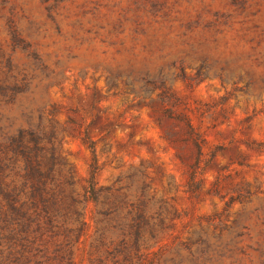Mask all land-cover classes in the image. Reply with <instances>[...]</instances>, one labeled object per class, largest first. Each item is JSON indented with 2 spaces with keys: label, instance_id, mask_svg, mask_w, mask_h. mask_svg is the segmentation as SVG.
Segmentation results:
<instances>
[{
  "label": "rangeland",
  "instance_id": "1",
  "mask_svg": "<svg viewBox=\"0 0 264 264\" xmlns=\"http://www.w3.org/2000/svg\"><path fill=\"white\" fill-rule=\"evenodd\" d=\"M7 17L42 58L47 71L38 68L36 80L50 75L51 87L42 96L60 109L57 125L64 127L72 109L85 123L94 118L110 126V135L95 146L98 186L142 170L150 205L162 204L176 216L150 250L154 261L264 264V150L248 147L264 148V0H0L3 47ZM151 56L157 66L168 68L165 72L184 70V80L173 77L167 85L179 99L178 111L205 139L202 160L210 161L197 177L194 194L187 190V169L156 124L159 107H131L133 95L120 86L113 90L116 96L107 92L104 69ZM202 58L207 77L197 82L193 78ZM31 63L16 51L11 66ZM157 94L150 98L156 100ZM1 111L4 124L12 123L13 129L22 124L18 109ZM60 139L59 154L72 169L73 189L81 193L90 152L78 137L62 132ZM84 219L74 264L91 259L90 202ZM187 246L191 252L202 250L200 256L206 253L191 262Z\"/></svg>",
  "mask_w": 264,
  "mask_h": 264
},
{
  "label": "trees",
  "instance_id": "2",
  "mask_svg": "<svg viewBox=\"0 0 264 264\" xmlns=\"http://www.w3.org/2000/svg\"><path fill=\"white\" fill-rule=\"evenodd\" d=\"M6 31L8 41L5 47L0 45V264H74L75 247L86 227L88 202L94 206L95 224L88 264H182V258L158 263L150 252L172 228L176 216L162 204L157 208L150 205L149 184L142 180V170L132 171L111 186L95 182L100 170L96 142L110 135V126L98 124L94 118L85 123L77 110L69 109L64 127H59L54 116L60 109L42 96V91L51 87L50 75L36 80L38 68L47 71L41 56L21 37L13 17L6 18ZM16 51L31 59V65L11 66ZM199 61L193 78L197 82L207 77L201 72L205 58ZM166 69L157 66L154 56L141 63L104 69L107 92L120 86L133 95L131 107H159L156 124L175 150V158L187 169V190L194 194L200 187L197 177L210 161L202 160L205 139L187 115L178 111L179 99L167 85L173 77L184 80V70L179 68L175 75ZM155 91L158 94L153 100L150 97ZM4 108L18 109L22 124L14 129L12 123L4 124ZM62 132L78 137L91 155L89 178L81 193L73 189L72 169L59 154ZM248 147L264 150L261 144ZM216 151L210 152L211 158ZM189 249L187 246L191 262L206 253L200 256L202 250Z\"/></svg>",
  "mask_w": 264,
  "mask_h": 264
}]
</instances>
